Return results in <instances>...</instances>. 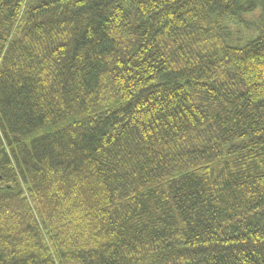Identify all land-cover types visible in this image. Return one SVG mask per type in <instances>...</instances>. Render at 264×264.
<instances>
[{
  "label": "trees",
  "instance_id": "obj_1",
  "mask_svg": "<svg viewBox=\"0 0 264 264\" xmlns=\"http://www.w3.org/2000/svg\"><path fill=\"white\" fill-rule=\"evenodd\" d=\"M0 264H264V0H0Z\"/></svg>",
  "mask_w": 264,
  "mask_h": 264
}]
</instances>
